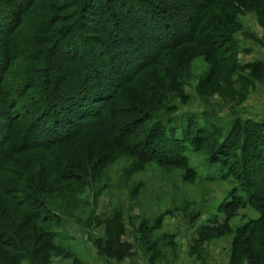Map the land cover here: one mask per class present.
Segmentation results:
<instances>
[{
	"label": "rangeland",
	"instance_id": "rangeland-1",
	"mask_svg": "<svg viewBox=\"0 0 264 264\" xmlns=\"http://www.w3.org/2000/svg\"><path fill=\"white\" fill-rule=\"evenodd\" d=\"M83 1L107 16L114 7L130 17L128 29L137 27L135 10L128 16L129 7L118 0L38 1L17 36L0 34V51L9 38L19 56L0 79V109L8 110L0 111L2 126L12 121L17 132L27 123L11 118L10 87L43 76L27 59L33 33L47 35L42 28L51 17L57 30L75 21L79 26ZM154 1L182 21L196 7ZM218 2L221 13L214 7L206 13L221 20L215 33L230 34L233 50L209 59L204 47L183 42L123 88L128 99L121 95L118 117L138 121L127 151L105 157L88 134L51 153L18 148L0 158V264H264V0ZM11 3L0 0V7ZM227 11L235 15L231 24ZM93 22L80 30L100 36ZM37 96L25 99L33 117L42 104ZM255 122L263 124L260 140L243 131L236 136L237 124ZM160 125L165 136L148 139L150 128ZM174 140L184 144L182 163L165 161L160 149L159 142ZM59 166L73 170L65 177ZM27 197L36 200L34 208Z\"/></svg>",
	"mask_w": 264,
	"mask_h": 264
},
{
	"label": "trees",
	"instance_id": "trees-1",
	"mask_svg": "<svg viewBox=\"0 0 264 264\" xmlns=\"http://www.w3.org/2000/svg\"><path fill=\"white\" fill-rule=\"evenodd\" d=\"M38 1L40 0H10L14 7H0V34L5 35L6 38L17 36L16 30L20 24H23L24 15L32 11L35 14L37 9L34 8ZM118 1L121 5L129 7L126 11L128 16L132 9L135 10L133 12L137 16L135 21L137 27L135 25L136 28L133 31L126 25L130 19L126 14L122 16L115 13L112 7L107 16V13L100 12L98 7L92 6L93 3L87 4L83 1V13L80 16L79 26L75 21L70 27L62 25L57 30L52 27L54 17H48L49 21L44 23L45 28H42L43 31L48 30L47 35L43 33L37 35L36 31L33 33L30 43L34 44V48L29 49L27 59L31 61L30 68H38L43 76H36L33 82L30 78L18 80L14 89L10 87L9 105L13 106V112H10L13 113L11 118L24 119L27 123L17 132L13 130L12 121L4 126L0 124V158L14 153L13 151L18 148V152L41 149L51 153L56 146L78 140L88 134L94 137L92 138V145H95L94 151H104L105 157L113 156L118 148L127 151L130 138L135 136L133 133L138 121L123 123L122 118L125 116L118 117V113H122L120 110L124 107L120 108L118 105L121 95L128 99L123 88L135 82L138 74L145 68L158 65L167 50L175 49L183 42L204 47L208 55H211L209 59H216L224 52L231 53L233 50L230 34L215 33L219 32L220 27L217 23L221 20L218 21L214 16L211 17L206 13L207 9L213 7L216 13H221V4L218 2L220 0H178L180 5L184 4V10L188 4L191 6L196 4L194 13H191L189 17L184 15L183 21L180 19L182 15L179 16L176 10L167 11L164 5L154 0ZM48 7L56 12V7L50 5ZM50 12L48 11L49 14ZM234 17L235 15L228 11L224 13L225 21L230 24ZM90 18H93L95 25L99 23L100 36L92 37L80 30L84 24L86 27L91 25ZM220 40L223 45H219L222 43ZM13 43L8 38L4 51H0V79L7 75L10 62L19 58L17 52L11 53L12 50L16 51L12 46ZM225 45L229 46L225 47ZM153 48H157L158 52L152 54ZM26 52L24 50V54ZM61 59H65L67 63H62L61 61L64 60ZM30 92L33 93L30 95ZM28 94L29 97H27ZM35 96L42 104L33 117L35 113L32 112L28 100ZM2 110L0 109L1 112ZM104 115L106 119H103ZM262 127V123L256 124V122L251 126L237 124L235 134L240 136L239 132L243 131V134L252 136V140L256 136L257 140ZM165 133L166 129L160 125L158 128L157 126L150 128L147 136L148 139L156 138L157 134L164 137ZM169 139L172 140L173 137ZM144 140L146 141L147 138ZM174 141L168 144L159 142L160 149L164 156H167L165 161L182 163L179 159L183 158L184 144ZM67 143L66 145L70 144ZM138 147L139 143H137V150ZM150 150L153 151L155 148ZM140 156L147 157L142 152ZM244 158L246 163L251 164L246 156ZM158 160H160L159 157ZM245 165L246 169H250L249 165ZM59 167L61 169L63 166ZM70 170L73 169L63 167L65 177L67 174L70 175ZM28 182L26 185L31 186L32 183ZM36 190L32 192L36 194ZM27 198L28 205L34 208L36 200L32 197ZM23 209L27 211L28 207Z\"/></svg>",
	"mask_w": 264,
	"mask_h": 264
}]
</instances>
